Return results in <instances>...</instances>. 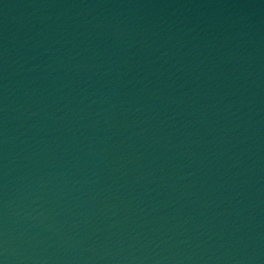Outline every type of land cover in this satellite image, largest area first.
I'll list each match as a JSON object with an SVG mask.
<instances>
[{
	"label": "water",
	"instance_id": "water-1",
	"mask_svg": "<svg viewBox=\"0 0 264 264\" xmlns=\"http://www.w3.org/2000/svg\"><path fill=\"white\" fill-rule=\"evenodd\" d=\"M0 264H264V0H0Z\"/></svg>",
	"mask_w": 264,
	"mask_h": 264
}]
</instances>
